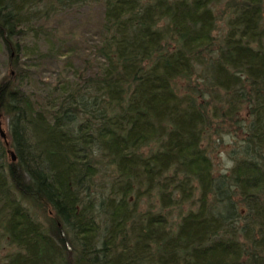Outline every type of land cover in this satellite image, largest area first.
<instances>
[{
    "label": "trees",
    "instance_id": "16d2710c",
    "mask_svg": "<svg viewBox=\"0 0 264 264\" xmlns=\"http://www.w3.org/2000/svg\"><path fill=\"white\" fill-rule=\"evenodd\" d=\"M82 4L86 56L48 29ZM263 42L264 0H0L6 264H264ZM219 119L243 139L215 176Z\"/></svg>",
    "mask_w": 264,
    "mask_h": 264
},
{
    "label": "rangeland",
    "instance_id": "374dc122",
    "mask_svg": "<svg viewBox=\"0 0 264 264\" xmlns=\"http://www.w3.org/2000/svg\"><path fill=\"white\" fill-rule=\"evenodd\" d=\"M225 1V0H223ZM223 4L219 6L222 9ZM102 17V6L99 4H82L81 6H73L63 9L52 17L48 22V29L51 30L56 37H62L70 43H80L81 49L84 47V55H88L85 51L87 46L84 43L91 42L93 37L98 33L99 24ZM225 32V25L220 21L218 24L217 37ZM264 48V42H263ZM9 52L0 45V82L8 76ZM44 69H47L45 66ZM50 71L46 70L42 77L50 76ZM204 81L194 76L190 82L179 81V90L187 93L191 87L203 89ZM205 84V83H204ZM188 87V89H187ZM204 91H208L203 89ZM209 92V91H208ZM242 111L240 116H245ZM2 130L7 133V121L0 118ZM218 128L211 129L206 135L202 146L206 149L213 165V174L215 176L225 174L233 166V159L236 157L234 149L243 139V130L236 124H232L227 119H219L216 121ZM147 205H156L154 197L151 203H146L145 199L140 202V210L147 208ZM173 218L178 214L177 209L172 210ZM15 251V247L9 243L6 237L0 236V264H6L8 257Z\"/></svg>",
    "mask_w": 264,
    "mask_h": 264
},
{
    "label": "water",
    "instance_id": "95a60500",
    "mask_svg": "<svg viewBox=\"0 0 264 264\" xmlns=\"http://www.w3.org/2000/svg\"><path fill=\"white\" fill-rule=\"evenodd\" d=\"M0 137L6 142V134L2 130L1 123H0ZM10 156H11V160L14 161L15 160V156H14V154L12 152H10Z\"/></svg>",
    "mask_w": 264,
    "mask_h": 264
}]
</instances>
